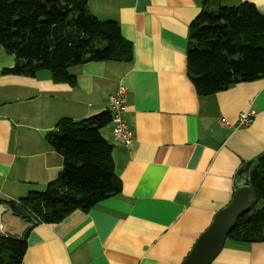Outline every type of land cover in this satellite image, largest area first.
Masks as SVG:
<instances>
[{"label":"crops","instance_id":"obj_1","mask_svg":"<svg viewBox=\"0 0 264 264\" xmlns=\"http://www.w3.org/2000/svg\"><path fill=\"white\" fill-rule=\"evenodd\" d=\"M243 1L264 13V0ZM88 6L120 24L133 44L131 61L76 65L73 86L47 70L5 73L15 56L0 44V202L45 190L64 164L46 133L63 117L112 111L109 98L123 85L122 117L133 141L117 142L113 123L101 129L114 145L121 191L87 212L33 226L23 264H182L231 201L239 169L250 163V171L264 154V78L198 95L187 47L204 0H89ZM247 110L253 120L244 126L239 114ZM5 215L3 232L11 234ZM30 224L13 234L22 236ZM211 264H264V242L227 240Z\"/></svg>","mask_w":264,"mask_h":264},{"label":"trees","instance_id":"obj_2","mask_svg":"<svg viewBox=\"0 0 264 264\" xmlns=\"http://www.w3.org/2000/svg\"><path fill=\"white\" fill-rule=\"evenodd\" d=\"M89 0H0V44L15 56L7 74L35 76L50 71L56 82L75 85L71 68L88 62L131 61L133 44L113 19L89 10ZM187 73L200 96L264 78V13L251 1L225 6L204 0L189 25ZM112 111L87 118H61L46 133L64 158L59 176L45 190L7 200L11 212L31 224L22 236L0 232V264H23L30 229L58 223L76 210L87 212L115 196L122 182L115 172L114 145L101 129ZM253 206L240 215L227 240L264 242V154L251 161Z\"/></svg>","mask_w":264,"mask_h":264},{"label":"water","instance_id":"obj_3","mask_svg":"<svg viewBox=\"0 0 264 264\" xmlns=\"http://www.w3.org/2000/svg\"><path fill=\"white\" fill-rule=\"evenodd\" d=\"M250 163L241 167L235 177V192L229 204L220 209L209 227L199 236L182 264H211L226 244L237 219L255 202L249 179Z\"/></svg>","mask_w":264,"mask_h":264},{"label":"built area","instance_id":"obj_4","mask_svg":"<svg viewBox=\"0 0 264 264\" xmlns=\"http://www.w3.org/2000/svg\"><path fill=\"white\" fill-rule=\"evenodd\" d=\"M127 97V89L125 86H120L115 95L110 96L112 110V123L114 126L113 135L117 142L121 144H131L133 141V133L127 122L122 117L124 103ZM253 120V112L250 110L243 111L239 114L241 125H249ZM11 211L8 204L0 202V232H3V224L1 223L2 215Z\"/></svg>","mask_w":264,"mask_h":264},{"label":"rangeland","instance_id":"obj_5","mask_svg":"<svg viewBox=\"0 0 264 264\" xmlns=\"http://www.w3.org/2000/svg\"><path fill=\"white\" fill-rule=\"evenodd\" d=\"M241 0H239L238 2H233V0H221V4L222 5H225V6H233V5H237V3H240ZM98 17V16H97ZM100 18L104 19L102 16H99ZM109 127H112V123H109L108 124ZM6 214V215H5ZM5 217L3 219V223L5 225H7V231L11 234L13 233H17V232H13V231H16L15 229H17V226L19 224H24V223H30L29 221L25 220L23 217H20L16 214H13L11 211H8L7 213H5ZM11 227L12 230H9L8 227ZM21 228V226H20ZM19 228V229H20ZM14 235V234H13Z\"/></svg>","mask_w":264,"mask_h":264}]
</instances>
